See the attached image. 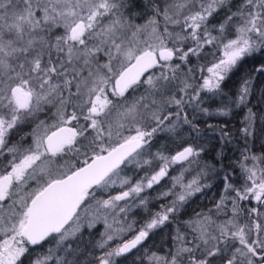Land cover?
Wrapping results in <instances>:
<instances>
[{
  "label": "snow or ice",
  "instance_id": "6c2138e0",
  "mask_svg": "<svg viewBox=\"0 0 264 264\" xmlns=\"http://www.w3.org/2000/svg\"><path fill=\"white\" fill-rule=\"evenodd\" d=\"M0 264H264V0H0Z\"/></svg>",
  "mask_w": 264,
  "mask_h": 264
},
{
  "label": "trees",
  "instance_id": "16d2710c",
  "mask_svg": "<svg viewBox=\"0 0 264 264\" xmlns=\"http://www.w3.org/2000/svg\"><path fill=\"white\" fill-rule=\"evenodd\" d=\"M198 204H199L200 206H203V202H202V201L198 202Z\"/></svg>",
  "mask_w": 264,
  "mask_h": 264
}]
</instances>
